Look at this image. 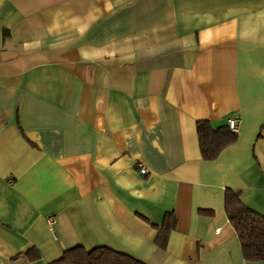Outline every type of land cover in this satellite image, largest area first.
Wrapping results in <instances>:
<instances>
[{
    "label": "crops",
    "instance_id": "1",
    "mask_svg": "<svg viewBox=\"0 0 264 264\" xmlns=\"http://www.w3.org/2000/svg\"><path fill=\"white\" fill-rule=\"evenodd\" d=\"M234 117L236 142L203 160L197 122ZM226 189L264 217V0H0V264L79 246L264 264L244 259Z\"/></svg>",
    "mask_w": 264,
    "mask_h": 264
},
{
    "label": "trees",
    "instance_id": "2",
    "mask_svg": "<svg viewBox=\"0 0 264 264\" xmlns=\"http://www.w3.org/2000/svg\"><path fill=\"white\" fill-rule=\"evenodd\" d=\"M199 149L205 161L215 160L228 146L234 144L237 135L231 133L226 126L213 128L207 121L196 124ZM226 216L234 229L243 253L248 262L264 261V217L248 209L240 200L237 191L226 189L224 196ZM177 219L173 212L166 213L157 231L155 244L165 250L170 234L175 231ZM33 260L39 258L35 249L27 253ZM51 264H145L126 254L113 251L107 247L86 250L75 247L63 253L62 257Z\"/></svg>",
    "mask_w": 264,
    "mask_h": 264
},
{
    "label": "built area",
    "instance_id": "3",
    "mask_svg": "<svg viewBox=\"0 0 264 264\" xmlns=\"http://www.w3.org/2000/svg\"><path fill=\"white\" fill-rule=\"evenodd\" d=\"M227 128L228 130L237 135L240 129V119L238 117L230 118L227 120ZM140 173L143 175L147 174V169L145 167H140ZM11 182V181H10ZM47 224L49 225L50 229L52 230L54 224V218L48 217Z\"/></svg>",
    "mask_w": 264,
    "mask_h": 264
}]
</instances>
